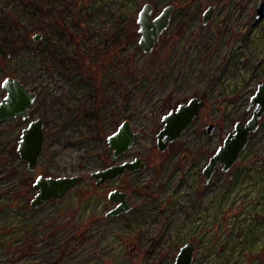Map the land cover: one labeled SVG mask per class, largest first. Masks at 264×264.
Here are the masks:
<instances>
[{
	"label": "rangeland",
	"instance_id": "1",
	"mask_svg": "<svg viewBox=\"0 0 264 264\" xmlns=\"http://www.w3.org/2000/svg\"><path fill=\"white\" fill-rule=\"evenodd\" d=\"M260 1L0 0V42L11 53L0 57V101L3 81L20 80L37 94L30 120L42 118L45 133L29 173L16 152L27 121L0 122V264H173L187 243L193 264H264V115L228 173L217 169L208 185L202 175L264 83ZM146 3L153 17L176 7L149 55L136 24ZM193 97L204 102L199 116L161 153L162 116ZM124 120L142 135L112 161L107 137ZM136 157L148 166L101 187L90 177ZM39 175L84 179L32 208ZM113 189L130 193L133 208L106 218Z\"/></svg>",
	"mask_w": 264,
	"mask_h": 264
},
{
	"label": "water",
	"instance_id": "2",
	"mask_svg": "<svg viewBox=\"0 0 264 264\" xmlns=\"http://www.w3.org/2000/svg\"><path fill=\"white\" fill-rule=\"evenodd\" d=\"M175 10L173 5L164 7L158 15L153 17V5L146 3L139 11L136 19L138 46L143 53L149 55L159 43L162 34L169 28L172 14ZM214 6L208 7L202 15V25L205 26L213 17ZM264 16V0L260 1L256 9V18L259 20ZM41 34L34 35L33 40L39 41ZM11 54L0 42V57L10 58ZM5 92L4 98L0 101V122L6 119L20 118L27 121L26 126L21 130L16 152L20 159L26 163L29 172H35L39 161L43 156L45 141L44 120L37 118L30 120L29 112L37 99V94L30 91L20 80L6 78L2 83ZM204 106L203 100L196 97L186 103L179 104L176 108L168 111L161 118V129L156 135V146L160 152L166 151L168 145L176 141L188 128V126L199 116ZM252 109V115L246 122L238 121L233 129L225 136L222 144L215 150L214 154L206 164L203 175L205 184L213 177L218 167L222 173H228L236 164L240 153L248 145L250 134L255 133L264 115V83L257 86V90L250 98L248 110ZM213 125L207 126V132L211 134ZM141 132L133 131L129 121L124 120L117 130L107 137L109 151L112 152L111 159L130 150L135 142L141 137ZM147 167V162L136 157L132 161L112 165L106 169L93 172L91 177L100 186L125 172H136ZM83 176L51 177L39 175L33 182V188L37 191L32 198L30 205L38 208L51 200H62L72 190ZM109 201L117 206L107 214V217H117L128 213L132 206L127 200V194L114 191L109 195ZM195 244L187 243L182 246L173 264H193Z\"/></svg>",
	"mask_w": 264,
	"mask_h": 264
},
{
	"label": "flooded vegetation",
	"instance_id": "3",
	"mask_svg": "<svg viewBox=\"0 0 264 264\" xmlns=\"http://www.w3.org/2000/svg\"><path fill=\"white\" fill-rule=\"evenodd\" d=\"M169 5H172V4H169ZM166 6H168V5H166ZM166 6H165V7H166ZM173 6H174V5H173ZM174 7H175V6H174ZM163 8H164V7H163ZM175 10H176V7H175ZM175 10H174V12H175ZM153 12H154V8H153ZM174 12H173V13H174ZM159 13H160V12H159ZM159 13H158V14H159ZM202 15H203V14H202ZM172 16H173V14H172ZM171 21H172V18H171ZM210 21H211V20H210ZM170 25H171V22H170ZM169 27H170V26H169ZM168 29H169V28H168ZM168 29H167V30H168ZM167 30H166V31H167ZM166 31H165V32H166ZM165 32H164V33H165ZM164 33L162 34V36L164 35ZM162 36L160 37V40H161ZM160 40H159V42H160ZM156 46H157V45H156ZM177 106H178V105H177ZM175 108H176V107H175ZM172 109H174V108H172ZM170 110H171V109H170ZM170 110H169V111H170ZM163 116H164V115H163ZM163 116H162V117H163ZM191 124H192V123H191ZM191 124H190V125H191ZM160 125H161V123H160ZM190 125H189V126H190ZM189 126H188V127H189ZM187 129H188V128H187ZM187 129H186V130H187ZM116 130H117V129H116ZM186 130H185V131H186ZM158 132H159V131H158ZM156 135H157V134H156ZM250 135H251V134H250ZM180 137H181V136H180ZM180 137H179V138H180ZM179 138H178V139H179ZM178 139H177V140H178ZM177 140H176V141H177ZM174 142H175V141H174ZM174 142H173V143H174ZM222 142H223V141H222ZM171 144H172V143H170V144L168 145V148H169V146H170ZM221 144H222V143H221ZM156 147H157V146H156ZM168 148L166 149V151L168 150ZM108 150H109V149H108ZM110 152H111V151H110ZM164 152H165V151H164ZM164 152H161V153H164ZM213 154H214V153H213ZM213 154H212V155H213ZM111 155H112V152H111ZM212 155H211V156H212ZM211 156H210V158H211ZM118 157H119V156H118ZM118 157H117V158H118ZM117 158H116V159H117ZM184 158H185V157H183V159H184ZM210 158H209V159H210ZM110 159H111V157H110ZM209 159H208V161H209ZM111 160H112V159H111ZM114 160H115V159H114ZM112 161H113V160H112ZM145 162H147V161H145ZM123 163H124V162H123ZM207 163H208V162H207ZM207 163H206V164H207ZM25 164H26V163H25ZM119 164H122V163H119ZM112 165H118V164H117V163H114V164H111V165H109V166H107V167H105V168H103V169H106V168H108V167H110V166H112ZM147 166H148V162H147ZM205 166H206V165H205ZM205 166H204V168H205ZM26 167H27V165H26ZM145 168H146V167H145ZM204 168L202 169V175H203V170H204ZM36 169H37V168H36ZM103 169H101V170H103ZM217 169H221V168L218 167ZM217 169H216V171H217ZM27 171H28V170H27ZM97 171H99V170H97ZM28 172H29V171H28ZM95 172H96V171H95ZM29 173H31V172H29ZM32 173H34V172H32ZM129 173H130V172H129ZM133 173H134V172H133ZM215 173H216V172H215ZM91 174H92V173H91ZM91 174H90V177H91ZM203 176H204V175H203ZM213 176H214V175H213ZM204 177H205V176H204ZM91 178H92V177H91ZM83 179H84V178H83ZM92 179H93V178H92ZM93 180L95 181V185H96V180H95V179H93ZM112 180H113V179H112ZM82 181H83V180H82ZM110 181H111V180H110ZM110 181H108V182H110ZM210 181H211V180H210ZM210 181H209L207 184H205V180H204V185H208V184L210 183ZM108 182H105V183L102 184V185H105V184L108 183ZM79 183H80V182H79ZM77 185H78V184H77ZM77 185H76V186H77ZM102 185H100V186H97V185H96V186H97V187H101ZM76 186H75V187H76ZM32 187H33V184H32ZM75 187H74V188H75ZM33 189H34V188H33ZM34 190H35V189H34ZM35 191H36V190H35ZM70 191H71V190H70ZM114 191H119V192H122V193L127 194V200H128V202H129V204L132 206V204H131V202H130V201H131V200H130V199H131L130 193L125 192V191H122V190H119V189H113V190H111V191L108 192V195H107V197H108V201H109V195H110V193H112V192H114ZM36 193H37V191H36ZM34 196H35V195H34ZM34 196H33V197H34ZM31 200H32V199H31ZM30 202H31V201H30ZM109 202H110V201H109ZM111 205H113V206H112V207L106 212V214H105V217H106V218H108V217H107V214H108L110 211H112V210L117 206V204H114V203H112V202H111ZM30 206H31V205H30ZM132 208H133V206H132ZM132 208H131V210H132ZM131 210H130V211H131ZM122 215H123V214H122ZM119 216H120V215H119ZM117 217H118V216H117ZM109 218H111V217H109Z\"/></svg>",
	"mask_w": 264,
	"mask_h": 264
},
{
	"label": "trees",
	"instance_id": "4",
	"mask_svg": "<svg viewBox=\"0 0 264 264\" xmlns=\"http://www.w3.org/2000/svg\"><path fill=\"white\" fill-rule=\"evenodd\" d=\"M133 35H134V36H137V35H136V32H134ZM117 44H118V43H117ZM10 54H11V53H10ZM10 57H11V56H10ZM3 59H4V58H3Z\"/></svg>",
	"mask_w": 264,
	"mask_h": 264
}]
</instances>
